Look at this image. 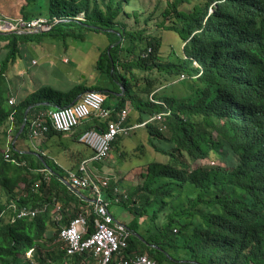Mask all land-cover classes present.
<instances>
[{
  "label": "trees",
  "instance_id": "trees-1",
  "mask_svg": "<svg viewBox=\"0 0 264 264\" xmlns=\"http://www.w3.org/2000/svg\"><path fill=\"white\" fill-rule=\"evenodd\" d=\"M48 1L42 7L27 0L21 17H46L55 23L50 34H107L112 46L100 52L95 69L113 86L97 79L71 93L41 88L16 99L8 66L19 43L40 32L0 31V264H95L90 252L67 254L59 237L61 225L82 211L93 230L90 200L70 173L56 172L44 155L16 147L20 137L30 138V119L70 105L90 89L102 92L107 107L108 95L122 92L112 118L124 108L137 111L139 124L164 113L144 127L151 147L167 158L147 162L140 181L128 188L120 174L112 176L105 191L110 204H124L133 215L128 223L120 220L132 230L124 253H147L159 264H264V0H159L152 12L134 7L136 0ZM159 8L158 26L185 43L169 59L162 58L161 35L147 32ZM177 82L186 92L159 95L164 85ZM98 125L104 121L92 116L85 129ZM53 131L62 132L52 128L47 134ZM213 157L224 163H203ZM46 165L52 173L41 170ZM23 206L39 211L17 218ZM61 214L62 220L55 219Z\"/></svg>",
  "mask_w": 264,
  "mask_h": 264
},
{
  "label": "built area",
  "instance_id": "built-area-1",
  "mask_svg": "<svg viewBox=\"0 0 264 264\" xmlns=\"http://www.w3.org/2000/svg\"><path fill=\"white\" fill-rule=\"evenodd\" d=\"M47 22L46 17L31 20H26L23 17L0 18V31L34 32ZM9 102L13 104L14 98L11 97ZM105 102V96L100 91L90 89L82 93L75 103L42 112L40 116L30 119V138L44 136L52 128L62 132L72 131L83 120L92 116H97L104 121V126L98 125L80 133L79 140L92 149L93 156L90 160H82L76 171L70 173L74 186L80 189H89L91 192L90 205L93 206L96 214L93 222L94 228L90 229L88 214L82 211L72 217L69 223L61 225L59 237L67 254L90 252L94 257L95 264H159L147 253L136 255L124 253V249L129 246L132 230L125 223L117 220L110 211V203L106 200L105 191L111 177L95 171V168L89 163L91 160H106L111 155L113 143L119 134L128 135L133 128L144 126L154 118L162 119L164 113L149 118L141 124L136 123L128 126L126 121L129 109H122L118 118H112V108L107 107ZM11 119H13V115ZM7 156L9 155L7 154ZM115 190L118 193L125 192L119 187H116ZM124 195L127 196V194ZM119 199L120 197L116 196V200ZM38 211L37 208L23 206L17 210L16 217H34ZM55 219L62 220L63 215H56Z\"/></svg>",
  "mask_w": 264,
  "mask_h": 264
},
{
  "label": "rangeland",
  "instance_id": "rangeland-1",
  "mask_svg": "<svg viewBox=\"0 0 264 264\" xmlns=\"http://www.w3.org/2000/svg\"><path fill=\"white\" fill-rule=\"evenodd\" d=\"M27 1V0H26ZM138 3H135L136 8H139L143 11L152 12L157 9L158 1L159 0H136ZM164 1V0H163ZM32 2V0H31ZM38 6L48 7L49 1L48 0H36L35 2ZM7 0H0V5L7 6ZM1 10V9H0ZM156 17H154L150 23L148 24L147 32L152 34H159L161 35L164 43L161 48V54L163 59H169L174 55L177 56L185 43L180 39L177 33H174L170 30L164 29L162 26H158V23L163 19V16L160 14L159 11L156 13ZM20 16H23L20 15ZM155 16V15H154ZM19 17V16H17ZM16 17V18H17ZM80 18H83V14H80ZM15 19V18H14ZM134 18L130 19V24L133 26ZM144 26V24H140L139 27ZM83 33L84 37H76V36H63L61 34H50L47 33H40V36L36 39L41 38L43 42H38L34 40L29 42L28 48L30 45H39L40 49L50 50L52 57L56 61L57 65L59 66H69L70 64L75 65L79 62L84 70L89 73H95L97 79L100 83H105L107 86H113V82H111L110 77L107 74H101L95 69V64L100 56V51L106 47L104 45L108 42L109 36L102 32H96L92 30L82 29V31L77 30L76 32ZM37 31H34V33ZM110 45V44H109ZM107 45V46H109ZM112 46V44L110 45ZM67 49L68 52H72L73 58L70 64H63L61 61L63 52ZM80 49H83L85 53H81ZM26 51V50H25ZM23 49L17 54L15 59V64H19L24 67L27 61H30L31 57L34 56V53L31 51L30 55L29 52L25 53ZM62 51V52H61ZM78 51L77 53H75ZM40 53L39 51H37ZM182 53V52H180ZM4 54V53H3ZM59 57V59L56 58ZM11 64V63H10ZM9 64V65H10ZM9 67V66H8ZM14 67V66H12ZM12 67L9 70H12ZM78 71V70H77ZM14 74V73H13ZM187 81H190V77L186 75ZM187 88L185 84L181 82H177L175 84L164 85L163 88L159 90V95L163 93L169 94H182L186 92ZM116 92L113 90V93ZM102 93V92H101ZM115 95L111 94L108 95V104H114ZM135 111L132 109V117H135ZM136 119H138L136 117ZM149 134L147 132L146 127L140 126L131 131L130 134L126 136H122L120 142L113 148L111 151V156L107 158V160H100L95 161L93 164L104 174L113 178L119 174L121 175V182L128 188L129 185H136L141 179V171L143 170V166L146 165L147 162L153 159L162 160L167 158L166 156L162 155L159 152H156L148 141ZM25 141L26 143L28 140L24 137H20L19 141ZM84 145V144H83ZM85 150L91 151L92 149L86 145H84ZM203 163L209 165H216L224 163L218 158H211L210 160L204 159ZM98 171L97 169H94ZM123 188V187H121ZM124 189V188H123ZM126 190V189H125ZM111 213L119 220L123 222H130V218H132V212L129 207L125 206L124 204H117L115 202H111L109 205ZM142 220V218H141ZM53 229H56V225H51ZM34 251H29V255H33Z\"/></svg>",
  "mask_w": 264,
  "mask_h": 264
},
{
  "label": "crops",
  "instance_id": "crops-1",
  "mask_svg": "<svg viewBox=\"0 0 264 264\" xmlns=\"http://www.w3.org/2000/svg\"><path fill=\"white\" fill-rule=\"evenodd\" d=\"M26 4V0H7V6L0 5V18L14 19L17 16L21 17V7ZM34 40H37L40 43L43 42L41 41V38ZM32 41L19 43L20 51L22 49L23 51L26 50L25 53L29 52V55L31 51H36L34 53V56H30V61H27L24 67L19 64H15V61H13L11 62L7 70V77L10 82L11 94L16 97V99L26 98L30 96L32 92L41 88H53L57 91L71 93V91L78 85L89 86L92 83L96 82L97 77L95 73L93 74L86 72V70H84L83 66L79 62H77L75 65L70 64L72 62V58L74 57L72 52H68L66 49L63 52L64 54L61 58L63 64L66 63L70 65L59 66L52 57V52H50V50H45L44 48L40 49L39 45L37 44L30 45V48H28L27 46H29V42ZM109 43L110 40L108 39V42L104 45V47H107ZM102 50L99 51L101 52ZM37 51H39L40 53H38ZM77 52L78 51H76L75 53ZM80 52L82 54L85 53L83 49H80ZM56 58L59 59V57L57 56ZM11 67L12 70H9ZM81 94L82 93H79L73 99V101L78 100ZM113 94L115 95V99L113 100L114 104H109L112 109L116 108L119 102V96L122 95V92H114ZM44 103L50 104L48 101ZM51 104L53 105V107H57L55 103L52 102ZM135 113V117H132V110L129 109V124L134 125L135 123H137L136 117H138V113L137 111H135ZM91 121L92 117L83 121L72 131H53L50 134L39 136L37 138L27 137V143L25 141L18 140L16 143V147L17 149H20L22 151L32 152L35 155H44L48 158L50 164L58 167V170L56 172H74L76 171L82 160H90L93 156V151L85 150L83 143L79 140L80 133L91 123ZM94 162L95 161L91 160L89 163L90 166L97 169L99 173L102 174V172L93 164ZM49 167L50 166L46 165V167L42 168L41 170L45 171L46 173H52L53 171L50 170ZM79 192H83L85 198L92 201V198L90 197L91 192L89 190L80 189ZM72 210L73 209H71V211Z\"/></svg>",
  "mask_w": 264,
  "mask_h": 264
},
{
  "label": "water",
  "instance_id": "water-1",
  "mask_svg": "<svg viewBox=\"0 0 264 264\" xmlns=\"http://www.w3.org/2000/svg\"><path fill=\"white\" fill-rule=\"evenodd\" d=\"M55 25V23H50V22H47L45 24H43L38 30L37 32H40V33H46L48 31H50L52 29V27ZM81 96V95H80ZM77 101V100H76ZM76 101H73V103H75ZM72 103V104H73ZM33 105H30L27 110L25 111V122L22 124L20 130L18 131L17 135H16V138L19 136V134L23 131V129L25 128L26 126V120L28 118V112L29 110L32 108Z\"/></svg>",
  "mask_w": 264,
  "mask_h": 264
}]
</instances>
